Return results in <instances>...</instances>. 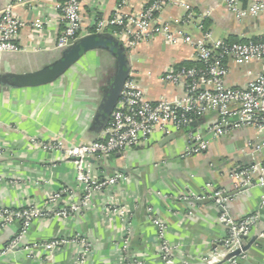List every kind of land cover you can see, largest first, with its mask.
Returning a JSON list of instances; mask_svg holds the SVG:
<instances>
[{"label":"crops","instance_id":"0c3cea01","mask_svg":"<svg viewBox=\"0 0 264 264\" xmlns=\"http://www.w3.org/2000/svg\"><path fill=\"white\" fill-rule=\"evenodd\" d=\"M13 1L0 0V10ZM64 1L31 0L17 6L14 11L23 22L17 39L20 50L0 52V208H44L45 201L61 189H68L61 206L80 202L82 189L73 159L59 151L40 149L31 140L57 139L67 147L94 141L104 134L114 108L115 95L111 93L120 60L106 48L88 51L51 83L12 84L14 75L39 71L60 59L63 48L56 43L65 20L57 5ZM120 1L84 0L83 35L93 31L97 17L111 20ZM150 1L129 0L122 13H136ZM40 17L46 24L37 30L33 23ZM155 22L194 37L205 31L225 39L264 34L259 31L260 18L240 20L223 0H169L156 13ZM114 27L108 24L102 33L123 44L129 75L137 78L150 100L183 93L182 86L163 81L162 75L182 63L199 62L193 47L169 44L158 35L128 48L115 36ZM246 68L231 63L227 83L244 85ZM217 119L218 112L210 111L189 127L170 134L155 130L147 141L124 152L91 157L88 170L94 177L121 175V181L93 193L89 204L70 217L36 219L21 244L0 256V264H74L82 245L73 240L83 238L91 245L84 264H164L155 216L166 224V238L174 246V264H223L232 253L223 246L228 229L220 220L221 207L212 198L216 190L229 198L226 207L232 219L259 213V222L244 240L246 257L239 264H264V188L253 186L236 193L239 189L233 177L237 168L264 161V150L249 148V141L258 138L252 126L213 138L208 128ZM190 132L210 139L206 150L186 154ZM201 199L209 201L196 202ZM113 204L126 207L129 224L109 211ZM20 227L16 221L0 227V251ZM56 238L70 242L54 249L43 246ZM203 257L207 259L202 261Z\"/></svg>","mask_w":264,"mask_h":264},{"label":"built area","instance_id":"2783aa9c","mask_svg":"<svg viewBox=\"0 0 264 264\" xmlns=\"http://www.w3.org/2000/svg\"><path fill=\"white\" fill-rule=\"evenodd\" d=\"M30 1L14 0L0 10V52L20 50L17 39L23 22L14 9ZM128 1H120L119 8L111 20L97 17L93 31L88 34L100 33L108 24H113L118 27L114 32L115 36L128 48H134L139 43L163 35L169 44H188L193 47L204 67L183 66L167 69L162 75V80L182 86L183 93L172 97H161L156 101L146 96L133 74L129 75L111 113L108 126L99 139L67 147L61 140L39 141L32 138L31 142L38 148L59 151L65 157L73 159L77 180L82 189V199L78 203L72 202L61 206L60 203L68 190L61 189L45 201L44 208L36 205L0 208V227L15 221L21 225L19 232L9 241L6 248L0 251V256L21 244L24 235L36 219L70 217L81 207L89 204L93 193L108 189L121 181V175L94 177L88 170V160L91 157L124 152L147 141L155 130L170 134L189 127L194 120L210 111H217L218 119L208 128L213 138L252 126L256 129L258 138L256 141H249L248 146L253 152L264 150V34L257 40L247 38L246 41L238 42L215 38L211 31H205L201 36L194 37L182 30H171L166 23L156 24V13L161 11L169 0H153L150 5L136 13L124 14L122 9ZM223 2L240 20H258L264 14V0H247L246 5L244 0H223ZM83 3L84 0H65L57 5L65 20L64 28L57 39V47L64 48L68 46L70 40L75 41L84 36L81 16ZM45 24L46 21L40 17L34 21L33 26L41 30ZM231 63L239 68L247 67L245 69L247 81L244 85L227 83ZM209 143L210 139L203 138L199 133L190 132L186 154L206 150ZM233 177L237 189L245 186L264 188V161H256L237 168ZM1 180L3 177L0 175ZM212 198L223 209L220 220L228 229L227 236L223 239L224 248L228 253L240 250L223 264H239L240 259L246 257V250L243 249L244 237H248L259 222V213L254 212L240 220H234L228 214L226 205L229 198L223 191H214ZM109 211L121 215L124 221L130 223L125 206L113 204ZM153 222L158 228L161 241L159 245L161 259L164 264H174V246L166 238V224L156 216L153 217ZM73 241L82 245L74 264H84L91 245L84 238ZM69 242L70 239L67 238H56L44 243L43 246L54 249ZM123 247L126 249L127 239L124 240ZM206 259L203 257L202 261Z\"/></svg>","mask_w":264,"mask_h":264},{"label":"water","instance_id":"95a60500","mask_svg":"<svg viewBox=\"0 0 264 264\" xmlns=\"http://www.w3.org/2000/svg\"><path fill=\"white\" fill-rule=\"evenodd\" d=\"M106 48L115 53L120 60L119 72L115 78L113 84V92L111 95H115L114 108L117 104V99L120 97L123 85L130 74L129 60L126 55V50L123 44L117 39L106 33H91L81 36L79 39L73 41L70 40L68 46L63 48L61 57L52 65L46 66L39 71L21 75H14L12 84L15 86H40L53 82L59 76L64 74L69 68H71L76 62H78L85 53L90 50ZM113 108V109H114ZM112 109V111H113ZM111 111V113H112ZM110 113V116H111ZM248 186L242 187L237 190L236 193L242 190L248 189ZM209 199L196 200L197 203L208 202ZM222 209V208H221ZM223 210V209H222ZM247 237H244V240ZM243 249L247 250L246 245L243 242ZM240 250L235 251L233 254L239 253Z\"/></svg>","mask_w":264,"mask_h":264},{"label":"trees","instance_id":"16d2710c","mask_svg":"<svg viewBox=\"0 0 264 264\" xmlns=\"http://www.w3.org/2000/svg\"><path fill=\"white\" fill-rule=\"evenodd\" d=\"M152 2H153V0H151L148 5H150ZM246 2H247V0H244V4L245 5H246ZM114 28H118V27L116 26ZM258 38H259V36L253 37L254 40H257ZM246 40H247L246 38L239 39V38L233 37V36L228 39V41H230V42H238V41H246ZM181 66H185V67H193V66H196V67H200L201 68V67H204V63L201 62V61H199V62H185V63H182L181 65H179L178 67L180 68Z\"/></svg>","mask_w":264,"mask_h":264},{"label":"rangeland","instance_id":"374dc122","mask_svg":"<svg viewBox=\"0 0 264 264\" xmlns=\"http://www.w3.org/2000/svg\"><path fill=\"white\" fill-rule=\"evenodd\" d=\"M259 31L264 32V14H262L260 17V30ZM259 31H257V32H259Z\"/></svg>","mask_w":264,"mask_h":264}]
</instances>
